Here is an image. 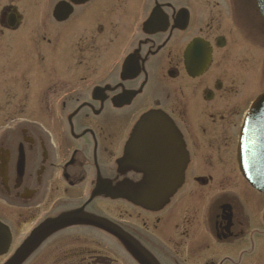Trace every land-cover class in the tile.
Segmentation results:
<instances>
[{"label":"flooded vegetation","instance_id":"flooded-vegetation-1","mask_svg":"<svg viewBox=\"0 0 264 264\" xmlns=\"http://www.w3.org/2000/svg\"><path fill=\"white\" fill-rule=\"evenodd\" d=\"M58 4L69 9L61 22ZM251 78L264 87L254 0H0V222L21 241L84 206L154 264H264V197L237 165L239 125L258 95L241 89ZM154 115L168 128L141 138L173 150L166 179L182 184L154 211L111 210V197L146 178L122 161L136 124ZM91 231L60 233L26 264H137Z\"/></svg>","mask_w":264,"mask_h":264},{"label":"water","instance_id":"water-1","mask_svg":"<svg viewBox=\"0 0 264 264\" xmlns=\"http://www.w3.org/2000/svg\"><path fill=\"white\" fill-rule=\"evenodd\" d=\"M258 3L260 12L262 15H264V0H258ZM250 113L251 116L244 125L242 138L240 140V154L243 157L242 160L245 168L243 170L245 172V176L250 181V183H252L256 187L257 190L264 194V179L259 180L256 176L260 173L264 174V122L261 128H255L254 135L252 136V126L254 123L253 121L258 120L261 115L263 116L264 121V94L258 99L257 104H255ZM155 125L163 126L165 129L168 128V125L164 124L160 118L150 117L147 122H141L138 125L137 130L135 131V137L129 144V154L132 155L129 156L131 159V165L143 171L146 177L144 182L142 183L144 184V186H141L142 188L137 193L134 200L137 204L146 209H154V207L158 206L161 201H163L168 195H172L173 190L178 186L180 182L177 180L176 175L173 176V179L171 180L166 179L168 172L165 171L167 168L173 167V164H171L169 161H164L163 159L167 158L166 152H173V150L167 148L166 150H163V147L161 145H156L153 149L150 143L144 142L140 137L143 134L150 133L144 129L153 127ZM253 142L254 146L252 144ZM253 150H257L258 155L255 154L253 155L254 157H252L251 152ZM141 158H145V160L147 161H140L142 160ZM253 158L254 161L252 160ZM153 160L159 161L155 163L152 162ZM76 222V216L69 215L42 226L31 236V238L16 252L13 258L6 264H20L34 247V245L45 236H47L50 232ZM91 223L103 228L109 233H112L121 241L123 246L136 260H139V262H141L142 264H151V262L142 253V251L118 230L114 229L111 226H108L107 224L99 220H93V222ZM0 229H2L1 226ZM3 233L4 232H0V248L2 247L3 243ZM5 244L7 245V241H5Z\"/></svg>","mask_w":264,"mask_h":264},{"label":"rangeland","instance_id":"rangeland-1","mask_svg":"<svg viewBox=\"0 0 264 264\" xmlns=\"http://www.w3.org/2000/svg\"><path fill=\"white\" fill-rule=\"evenodd\" d=\"M244 8L247 11V15L244 17V20L246 21V23L248 25L249 23H252L253 17H252V14H251V9H250L249 6H247L246 3L244 4ZM237 32H240V30H238ZM240 33H241V35L238 37L239 45L243 46V43L245 41H249V37H248V33L246 31H242ZM251 40H256V39L251 37ZM69 43H70V41H69ZM247 46H248V43H247ZM58 50H57V55H58ZM257 88H258V86L255 84V81H253L252 78L249 81H245V83L241 87L242 91L245 92V93L254 92L255 90H257Z\"/></svg>","mask_w":264,"mask_h":264}]
</instances>
